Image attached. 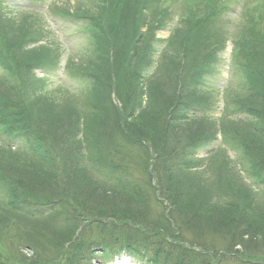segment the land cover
<instances>
[{
	"label": "trees",
	"instance_id": "trees-1",
	"mask_svg": "<svg viewBox=\"0 0 264 264\" xmlns=\"http://www.w3.org/2000/svg\"><path fill=\"white\" fill-rule=\"evenodd\" d=\"M157 1L102 0L65 12L86 20L102 51L97 64L90 61L74 76L89 85L73 103L70 90L55 94L33 74L50 52L45 46L27 51L43 41L41 29L0 17L6 73L0 79V264H87L114 249L147 264H222L239 255L237 247L264 258V34L245 28L232 40L243 81L228 96V108L238 118L219 122L211 112L222 58L205 26L221 14L204 6L197 19L200 11L192 10L162 40L157 31L169 25L156 15ZM254 21L264 29V21ZM154 43L165 45L160 61ZM218 134L224 144L236 139L239 165L256 188L229 157L217 164L223 146L206 158L194 154ZM134 150L142 160L135 161ZM127 160L142 161L147 184L124 176ZM208 164L221 173V184L208 176ZM233 169L237 176L229 177ZM11 215L42 229L58 258L42 260L36 243L29 244L33 258L16 255L14 239L1 241ZM174 225L178 231L171 233ZM183 229L194 243L183 239ZM204 236L212 248L196 249ZM253 261L261 260L244 264Z\"/></svg>",
	"mask_w": 264,
	"mask_h": 264
},
{
	"label": "rangeland",
	"instance_id": "rangeland-1",
	"mask_svg": "<svg viewBox=\"0 0 264 264\" xmlns=\"http://www.w3.org/2000/svg\"><path fill=\"white\" fill-rule=\"evenodd\" d=\"M102 0H0V17L5 19H13L17 20L19 24L20 21L34 24L37 29H41L40 31L44 33L42 43L36 42L27 48V51L31 50L32 47L45 46L48 54L47 60L50 62H46L44 71H40L41 68L34 71L33 74L37 77V80L47 79V88L51 89V91L55 93H59L63 91V95L66 97L69 95V90L73 93V98L68 96L69 103H73L72 100L76 99L75 93L79 95H85L87 90H84L83 93L80 92L83 88L80 84L74 79H69L68 74L75 73V69H78V62H82L83 65H89L90 61H94L97 64L96 59L99 58L98 52L102 51L98 50V43L96 41V35L94 32L89 30L90 25L83 19L70 18L65 14V12L70 10L78 11L79 9L87 10L91 9L95 4H99ZM218 2V5H223L225 10L224 14L220 16V18H216L213 21H210L206 26L205 30L207 33L218 38L221 43L219 46H225L224 38L220 37L219 34H226L227 37H232L233 35L241 34L242 26L248 27L251 31V34L254 36H260L264 34V29L258 27L257 24L249 22L250 18L257 19L258 17L263 16L264 14V0H158V4L156 6V15H159L163 21H167L169 25V30H173L176 27H183L184 20L187 19L188 15L192 13V10L200 11L198 13L197 19L200 16L201 12L203 16L206 14L205 5H210V2ZM99 2V3H98ZM204 8V9H203ZM218 8H215L216 10ZM183 17V22L181 18ZM264 21V18H263ZM223 24L222 26H220ZM7 27V25H6ZM158 32L157 36L159 39H168L169 35L166 33ZM0 45H2V41L0 40ZM155 54L157 60L160 61V57H164L165 45L154 43ZM231 48L230 44H227L225 49L220 51V55L222 61L220 62V75L218 78L214 80L213 93L215 95L212 100L213 103V114L217 119L221 118L222 115H229L225 112L227 104L230 103V98H228L227 92L234 93L236 89H238L239 85L242 84L240 75L238 74L237 69L233 67L230 62L231 59ZM163 53V54H162ZM70 62V67L68 63ZM2 60L0 59V79L2 80L5 77L4 68L1 66ZM68 66V74H65V66ZM8 77V76H7ZM9 78V77H8ZM68 78V79H67ZM12 82L15 83L14 79ZM226 92V99H225ZM242 94V92H240ZM225 108V110H224ZM221 134L217 135L216 138L213 139L209 143H205L198 147V151L194 154L199 158H206L209 153L212 152L213 149H217L222 146L224 143L221 141ZM235 139V138H234ZM230 139L228 143L226 142L223 151L219 154L216 159L217 164L220 163L225 157L232 158L237 163V158L239 157V153L241 150H237L238 143L236 139ZM141 151L134 150V156L136 157L135 161L142 160L141 155L139 154ZM219 159V161H218ZM127 163H124V168L128 169L129 174H125L124 176L130 177L137 176L141 178L147 184L146 175H144L142 170V161L135 162L133 160H127ZM212 166V167H210ZM208 167L212 169V173H209L208 176H212L211 179L215 184H221V173L218 172L217 168L212 164H208ZM238 175H241L243 179L248 181V184L252 187L256 185L253 183V179H251L244 167H239ZM122 175V174H121ZM229 177L237 176L235 171L231 170L230 173H227ZM225 176V175H224ZM226 177V176H225ZM98 178L102 179L101 176ZM129 179V178H127ZM134 181L135 178H132ZM208 179V177H207ZM209 180V179H208ZM257 187V186H256ZM255 187V188H256ZM224 193L228 192V187H223ZM260 193V192H258ZM217 199H221L223 196L217 194ZM11 219L13 220V224L11 229L4 231L5 235L1 236V241L11 242L13 239L14 253L16 255L27 256L28 258H33L36 255V252L29 247V244L36 243L35 247L38 251V255L42 260H52L55 261L58 258V254L56 255L55 249L52 244L47 242L45 237H42V229H34L30 224H28L23 218L18 217L16 215H11ZM47 224V221H44ZM58 225H65V222L56 221ZM67 225V224H66ZM178 226H172V229L168 227V230L173 233L174 231H178ZM38 232V236H37ZM181 235H183V239L189 242H195L187 233V230L181 231ZM34 234V238H31V234ZM36 241V242H34ZM201 247H195L198 250L206 249V246L212 248L213 242L212 240L204 236L203 239H197L196 241ZM9 244L6 246V251L8 249ZM11 251V249H9ZM115 254H102L97 259H94L92 262L87 264H117V260H113L117 257V254L121 256L123 253L118 249H114ZM211 251V250H209ZM248 251V252H247ZM241 252V253H238ZM117 253V254H116ZM215 253V252H214ZM234 253L230 256H226L222 262V264H244L245 261L250 257L253 260H261V261H253L254 264H264L262 259L254 257L255 253L250 250H245L242 247H237L234 250ZM257 252V255H260ZM6 253L3 251V255ZM129 257L130 264H146V258L134 257L132 255L125 254ZM119 264V263H118Z\"/></svg>",
	"mask_w": 264,
	"mask_h": 264
},
{
	"label": "bare ground",
	"instance_id": "bare-ground-1",
	"mask_svg": "<svg viewBox=\"0 0 264 264\" xmlns=\"http://www.w3.org/2000/svg\"><path fill=\"white\" fill-rule=\"evenodd\" d=\"M119 264H122V263H119Z\"/></svg>",
	"mask_w": 264,
	"mask_h": 264
}]
</instances>
